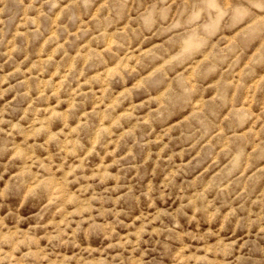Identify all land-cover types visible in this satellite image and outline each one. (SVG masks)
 <instances>
[{"label":"clouds","instance_id":"1","mask_svg":"<svg viewBox=\"0 0 264 264\" xmlns=\"http://www.w3.org/2000/svg\"><path fill=\"white\" fill-rule=\"evenodd\" d=\"M0 264H264V0H0Z\"/></svg>","mask_w":264,"mask_h":264},{"label":"rangeland","instance_id":"2","mask_svg":"<svg viewBox=\"0 0 264 264\" xmlns=\"http://www.w3.org/2000/svg\"><path fill=\"white\" fill-rule=\"evenodd\" d=\"M53 76H55L56 75V73L55 72H53V74H52ZM59 83H60V81H57V85H59Z\"/></svg>","mask_w":264,"mask_h":264}]
</instances>
